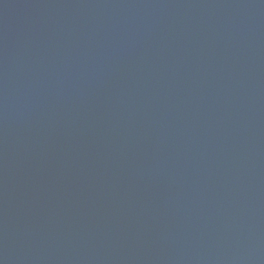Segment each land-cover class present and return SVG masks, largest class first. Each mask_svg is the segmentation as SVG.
<instances>
[{
    "label": "water",
    "instance_id": "obj_1",
    "mask_svg": "<svg viewBox=\"0 0 264 264\" xmlns=\"http://www.w3.org/2000/svg\"><path fill=\"white\" fill-rule=\"evenodd\" d=\"M0 264H264V0H0Z\"/></svg>",
    "mask_w": 264,
    "mask_h": 264
}]
</instances>
